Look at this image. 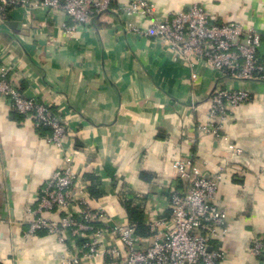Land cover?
I'll use <instances>...</instances> for the list:
<instances>
[{"label": "crops", "instance_id": "crops-1", "mask_svg": "<svg viewBox=\"0 0 264 264\" xmlns=\"http://www.w3.org/2000/svg\"><path fill=\"white\" fill-rule=\"evenodd\" d=\"M152 1L158 18L198 3L216 22L238 20L259 29L264 66V0ZM66 19L61 11L22 6L0 12V72L7 71L24 95L57 108L68 129L61 149L49 141L48 128L0 97V264H62L66 249L54 235L28 233V210L66 152L77 195L108 215L109 246L123 251L112 229L130 224L125 203L131 198L152 232L136 234L139 245L166 235L177 179L172 164L189 157L204 175L220 174L215 202L225 209L228 227L214 242L225 252L220 264H264V253L249 251L264 235V81L224 80L248 89L252 101L230 111L219 136L205 134L199 125L220 79L215 69L185 59L162 39L128 30L125 21L132 18L123 14L104 12L74 34L63 30ZM94 186L97 196L90 192ZM84 264H123V257L104 254Z\"/></svg>", "mask_w": 264, "mask_h": 264}, {"label": "built area", "instance_id": "built-area-1", "mask_svg": "<svg viewBox=\"0 0 264 264\" xmlns=\"http://www.w3.org/2000/svg\"><path fill=\"white\" fill-rule=\"evenodd\" d=\"M15 6L61 11L67 18L61 26L69 34L89 27L104 12L123 14L132 18L125 21L128 30L162 39L185 59L196 58L215 69L220 79L210 94L207 120L199 125V132L205 134L219 136L230 111L252 101L248 89L228 87L224 80L264 81L258 54L262 42L259 29L238 20L216 22L198 3L158 18L152 0H0V12ZM134 17L148 19L147 25L136 23ZM0 97L15 111L32 117L37 125L47 126L49 141L63 149L68 129L57 108L24 95L7 71L0 72ZM229 147L235 153L242 152L234 144ZM63 161L49 175L35 207L28 210V233L43 230L54 235L66 249L62 264L95 263L104 254L122 256L123 264H220L224 258V249L214 243L228 231L226 211L215 202L219 173L204 175L189 157L175 160L172 166L177 179L169 202L172 226L164 237L142 247L134 225H114L112 230L123 244L122 251L104 240L103 223L108 219L104 210L89 208L77 195L76 173L67 152ZM262 164L261 170L264 158ZM249 251L264 253V235L252 241Z\"/></svg>", "mask_w": 264, "mask_h": 264}, {"label": "trees", "instance_id": "trees-1", "mask_svg": "<svg viewBox=\"0 0 264 264\" xmlns=\"http://www.w3.org/2000/svg\"><path fill=\"white\" fill-rule=\"evenodd\" d=\"M40 126L48 128L47 126ZM141 177L143 179H149L148 176H146L144 173L141 174ZM90 192L92 195L97 196L95 186L90 189ZM125 210L127 214L128 223L134 225L135 233L137 235L146 237L152 233L150 231L149 226L146 224V215L144 210L139 204L135 203L132 198L126 201Z\"/></svg>", "mask_w": 264, "mask_h": 264}, {"label": "rangeland", "instance_id": "rangeland-1", "mask_svg": "<svg viewBox=\"0 0 264 264\" xmlns=\"http://www.w3.org/2000/svg\"><path fill=\"white\" fill-rule=\"evenodd\" d=\"M41 9V8H40Z\"/></svg>", "mask_w": 264, "mask_h": 264}]
</instances>
